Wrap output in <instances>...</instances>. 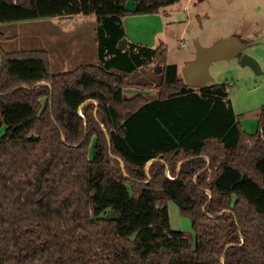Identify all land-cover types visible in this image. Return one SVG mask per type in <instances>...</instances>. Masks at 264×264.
Wrapping results in <instances>:
<instances>
[{
    "label": "trees",
    "instance_id": "obj_1",
    "mask_svg": "<svg viewBox=\"0 0 264 264\" xmlns=\"http://www.w3.org/2000/svg\"><path fill=\"white\" fill-rule=\"evenodd\" d=\"M128 1L0 0V22L94 13L98 45L97 63L55 72L0 31V264H264V105L250 134L229 84L187 85L163 42L121 48L127 14L179 0ZM152 63L140 84L157 97L127 95Z\"/></svg>",
    "mask_w": 264,
    "mask_h": 264
},
{
    "label": "rangeland",
    "instance_id": "obj_2",
    "mask_svg": "<svg viewBox=\"0 0 264 264\" xmlns=\"http://www.w3.org/2000/svg\"><path fill=\"white\" fill-rule=\"evenodd\" d=\"M127 4L129 9L136 8L132 0ZM123 24L129 42L154 48L163 42L168 49V62L180 64L181 75L184 60L196 52V41L210 45L230 32H240L243 40L252 42L244 51L261 59V71L241 65L238 57L220 59L210 65L213 79L208 84L230 83L228 97L240 121L245 122L244 129L250 134L257 131L258 113L264 105V0H179L155 12L127 14ZM96 27L94 13L0 22V31L9 37L1 47L6 51L47 49L53 71H67L98 62ZM154 68L152 63L128 74L125 93L141 91L149 98L156 96L154 85L140 84L152 81ZM168 209L171 228L195 242L190 216L172 199H168Z\"/></svg>",
    "mask_w": 264,
    "mask_h": 264
},
{
    "label": "water",
    "instance_id": "obj_3",
    "mask_svg": "<svg viewBox=\"0 0 264 264\" xmlns=\"http://www.w3.org/2000/svg\"><path fill=\"white\" fill-rule=\"evenodd\" d=\"M249 44H251V42L241 39L238 35H230L220 38L210 45H203L199 41H196L195 57L189 60V62L182 69V75L185 83L195 88L206 87L213 79L210 73L211 63L216 60L230 59L233 57H239L241 65L250 66L254 71L259 73L261 71L259 61L254 56L244 51ZM119 46L121 48H125L127 46V37H124L121 40ZM214 91L219 95L225 94V90L221 85L214 87ZM105 131L107 133L109 145L111 146V138L107 130ZM119 160L123 170L125 171L123 159L119 158ZM150 162L151 161H149L148 164ZM115 216V212H111L109 217L114 218Z\"/></svg>",
    "mask_w": 264,
    "mask_h": 264
},
{
    "label": "crops",
    "instance_id": "obj_4",
    "mask_svg": "<svg viewBox=\"0 0 264 264\" xmlns=\"http://www.w3.org/2000/svg\"><path fill=\"white\" fill-rule=\"evenodd\" d=\"M222 3H223V1H222ZM208 15H210L209 13H208ZM240 32H230V34H227L226 36H228V35H238L241 39H244L242 36H241V34H239ZM249 40V39H248ZM127 41H129V40H127ZM212 41V40H211ZM211 43H213V42H211ZM252 43V42H251ZM209 45V44H208ZM255 46H256V43H254V45H253V47L255 48ZM195 54H196V52H193V54H191L190 56H189V58L188 59H186V60H184V62H183V64L182 65H186L188 62H189V59H192L193 57H195ZM239 58V57H238ZM259 59V61H261V59L260 58H258ZM52 60V59H51ZM170 63H175V62H170ZM177 64V66H178V70H179V72H180V70H181V66H180V64H178V63H176ZM141 91H136L135 93H133L132 95H134V94H136V93H140ZM157 97V95L156 96H154V97H152V98H150V99H155ZM233 104V103H232ZM233 108H234V106H233ZM235 110V109H234ZM236 112V111H235ZM242 122V124L244 125L245 124V122L244 121H241ZM244 127H245V125H244ZM246 128V127H245Z\"/></svg>",
    "mask_w": 264,
    "mask_h": 264
},
{
    "label": "built area",
    "instance_id": "obj_5",
    "mask_svg": "<svg viewBox=\"0 0 264 264\" xmlns=\"http://www.w3.org/2000/svg\"><path fill=\"white\" fill-rule=\"evenodd\" d=\"M230 84V83H229Z\"/></svg>",
    "mask_w": 264,
    "mask_h": 264
}]
</instances>
